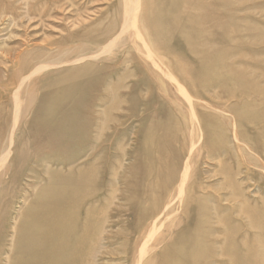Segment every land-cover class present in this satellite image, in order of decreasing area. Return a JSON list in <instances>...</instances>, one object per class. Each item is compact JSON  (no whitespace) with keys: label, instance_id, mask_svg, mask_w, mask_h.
Listing matches in <instances>:
<instances>
[{"label":"rangeland","instance_id":"obj_1","mask_svg":"<svg viewBox=\"0 0 264 264\" xmlns=\"http://www.w3.org/2000/svg\"><path fill=\"white\" fill-rule=\"evenodd\" d=\"M119 2L0 0V109L17 85L12 75L26 55L68 43L84 31H104L110 21L121 20L113 14ZM139 18L150 52L127 46L96 62L102 72L69 79L60 74L56 80L68 79L66 83L40 85L42 92L28 115L40 101H48L47 112L57 113L49 122L53 126L58 113L76 99L77 108L89 111L90 117H71L72 135L44 147L35 160L25 156L7 191V183L0 184L1 198L9 192L12 202H19L0 219V264H19L17 254L27 257L25 239L40 235L30 216L60 198L63 190L76 197L91 195L80 216L95 209L89 230L101 231L90 241L99 248L94 264H135L143 240L158 247L140 263L163 264V252L186 223V205L198 208L193 218L201 225L193 233L202 239L198 250L209 253L205 259L198 254L199 264H264V0H142ZM152 24L159 27L157 38L148 31ZM54 71L35 77L32 86ZM105 75V83H91ZM190 110L215 125L209 126L213 139L206 136L209 124L201 117L194 120L193 131L185 115ZM174 111L186 117V125L179 126V141L162 149V137L179 129L168 119ZM25 120L16 125L17 132L27 127L30 119ZM30 139L26 132L18 142ZM163 157L176 164L177 177L165 195H153L160 201L158 209L145 216L150 199L143 188L158 179L150 171L163 174L160 181L167 177ZM186 172L184 194L176 198ZM88 178L89 184H80ZM137 200L143 208L136 206ZM41 252L27 260L48 264ZM56 260L88 262L83 258L76 263V254Z\"/></svg>","mask_w":264,"mask_h":264},{"label":"bare ground","instance_id":"obj_2","mask_svg":"<svg viewBox=\"0 0 264 264\" xmlns=\"http://www.w3.org/2000/svg\"><path fill=\"white\" fill-rule=\"evenodd\" d=\"M141 6L142 0H120L113 11V14L116 16H121V20L119 21L116 18L118 22H116V19L115 21H110L107 24L106 29H103L104 31H99V33H94L93 31H84L80 35L76 34L78 37H76L75 40H72L68 43H53L51 44L52 46H57L53 48L47 47L45 49H38L35 52L36 55L33 56L32 54H28L24 57L21 67L12 75V80L14 81L13 84L17 85L12 89V91H9L11 96L9 101L6 103V106L0 109V184L3 186L5 183H7L6 191L8 190V186H10L8 184L15 181L16 174L21 170L25 156L30 155V157L35 160L38 156V153L44 147L50 149L51 147L56 146L62 139L64 140L69 135H72L71 132L75 129V126L69 123L71 117H78L80 119H88L90 117L89 111L82 112L80 108H77L78 104L75 98V100H72L70 106L67 105L69 108H64L62 112L58 113L59 118L53 126H49L51 125L49 122L50 119L55 117L57 113L54 111L53 113H51V111L47 112L46 109L48 101L44 103L45 105L42 103V101H40L39 104L42 105H40L38 109L34 110L32 115H28L29 111L31 110V106L34 104L37 98V95L42 92V90L40 91V85L43 86L47 83L61 85L66 83V81L69 79V76L70 78H75L85 76L90 72L94 74L102 72L104 67H102V65L98 66L96 62L102 60L108 54L114 51H119L120 49H123L127 46L135 47L140 51L150 52V47L146 45L147 43H150V39L147 38L144 30L138 24L140 21L139 14ZM149 8H151V6ZM158 30L159 27L155 26L154 24L150 25V29H148V31H151L156 38L158 35ZM154 36H152V39H154ZM189 50H192V47H189ZM46 51L47 53H45ZM153 64L156 63L154 62ZM51 69H56V71L51 73V75L40 78V81L36 87L32 86V80L35 77H38ZM60 74H66L68 79L60 81L58 79L56 80V77H58ZM100 77L102 78L97 77L91 83L94 86H97L98 84L105 83L108 79V76L106 75ZM182 77L185 79L187 78L184 75H182ZM182 93L184 94V97H190L187 93ZM185 100L187 103H190L189 100ZM185 115H187L190 123H193L194 120H198L200 117L202 120H206V123L209 124L208 127H206V136L209 140L213 139L215 133H213V129L212 131L209 130V126L211 125V127L215 128V125L211 123V120H209L207 116L197 115V118L196 113L191 110L187 111V114ZM24 118L26 119L25 122L30 119L29 124L27 127L22 128L19 132H17L16 125H18ZM185 118L186 117L178 111L177 113L174 111L170 114V117H168V119H170L169 121H171L172 124L178 126V128L180 125H186ZM181 131L182 130L179 128L178 132H174L172 135L167 137H162V142H160L161 144L159 143L160 147L163 149L165 145L170 146L172 143L178 142L179 138L181 137ZM193 131L196 133L194 123ZM26 132L28 133L29 137H31L29 142H26L27 144L25 142H18L21 135ZM177 133L178 136L176 137ZM18 137L19 140L17 139ZM42 140L43 142H41ZM175 157V160H178L177 152ZM163 161L164 164L167 165V177L160 181L158 179H160V176L163 174H160L158 171L154 170L150 171L148 173L149 176L152 178L156 177L158 179H154L155 181L150 182L143 188L144 193H149L150 199H148V206L150 209L148 211H143V215L145 214V216L151 215V213L154 214L158 209V202L160 201H157L156 197L153 195H155V193H158L161 196L165 195L177 177L178 169L176 164L173 165L172 163L169 165V161L166 157H163ZM7 168L8 172L6 176H4V171ZM186 179L187 172L182 176L180 187H178L176 190V198L182 197L184 194V185ZM91 180L92 178H88L80 184H89ZM195 190V187H193L192 192ZM6 191L4 193H6ZM8 193L9 192L6 193L7 197H0V219L5 218L7 215V209L10 208L9 206H11V204L14 205L19 203H15L14 201L12 202L14 197L13 195L8 196ZM62 193L63 194L60 198L51 203L43 204L41 207H39V210H36L38 212L35 211L30 216L33 229H35L37 232H40V235L36 237L31 236L25 239L23 247L26 251L25 256L27 257H24L22 260L23 253L19 255L17 254V261L19 264H43V262L39 260H27L28 257H31L34 254L36 255L41 251L44 254L43 256H45L44 262H47L48 264H58L56 259L62 255L75 256V254L76 263L82 262V259L86 258L88 260L87 264H94L95 254L98 253L96 251H99V248L96 247V245L93 246L90 241L101 231L89 230L92 226L90 214L92 215L95 213V209L88 208L85 214L86 216L83 218L80 216V210L84 204V201L91 195L76 197L73 195L72 191L68 192V190L66 192L63 190ZM135 203L136 206L143 208L139 200H137ZM184 209L186 223H183L184 226L178 236L174 239L172 246L163 252L159 263L161 260H165L163 264H199L198 254H201L204 259L207 258L209 254L207 251L198 250V242L201 238L197 234L193 233V230L197 231V228H199L201 225L199 219L193 218L194 215L198 213V208L186 205ZM171 223L173 224L174 221ZM155 231L156 226L154 225L153 229L148 235L154 236ZM169 236L170 233L164 237L165 240H168ZM141 247V255H135L134 257L135 264H141L140 262L142 258L152 250H155L158 245L156 246L153 240H151L150 243L149 241L144 242L143 240ZM123 249L126 252L127 246L124 245ZM176 251L182 252V256L173 257L172 253Z\"/></svg>","mask_w":264,"mask_h":264}]
</instances>
